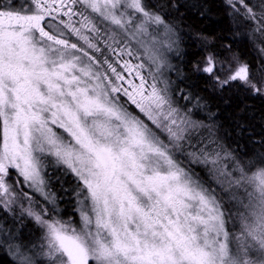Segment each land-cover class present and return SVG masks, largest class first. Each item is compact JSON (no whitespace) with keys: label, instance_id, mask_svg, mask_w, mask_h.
I'll return each instance as SVG.
<instances>
[{"label":"snow or ice","instance_id":"6c2138e0","mask_svg":"<svg viewBox=\"0 0 264 264\" xmlns=\"http://www.w3.org/2000/svg\"><path fill=\"white\" fill-rule=\"evenodd\" d=\"M222 6L254 64L232 43L205 44L187 71L172 63L181 38L169 9L204 16L203 3H0V254L9 264H264V135L249 136L258 151L226 147L200 95L236 88L264 99V0ZM56 172L72 178L61 188L78 219L62 215Z\"/></svg>","mask_w":264,"mask_h":264},{"label":"trees","instance_id":"16d2710c","mask_svg":"<svg viewBox=\"0 0 264 264\" xmlns=\"http://www.w3.org/2000/svg\"><path fill=\"white\" fill-rule=\"evenodd\" d=\"M13 2L18 3L17 0ZM163 2L164 0H152L154 4ZM178 2L181 5L203 3L208 11L201 16L199 10L195 8L180 7L179 11L169 9V19L174 23L181 38V56H175V59L172 57L173 64L187 71L190 67L189 62L199 59L203 54L205 44L216 50H222L221 46L229 43H232V51L239 55L241 60L255 63V52L252 51L245 37L233 34L230 20L222 6V0H178ZM169 75L173 80L177 79L175 73ZM200 88H203L202 82L197 91ZM200 95L207 100L209 109L216 113L215 120L219 126L218 135L226 147L239 153L258 151V146L249 140V136L259 139L261 135H264V99L253 97L236 88L225 89L222 93H212L209 90L200 92ZM194 118L205 119L207 122L205 112L199 110ZM238 124L247 129L243 137L238 134ZM61 184L63 188L70 190L72 178L70 176L65 178L60 172H56L52 178V187L62 197L60 202L62 215L65 219L69 215L77 219L72 212V205L68 203L70 197L64 193ZM0 264H9V258L0 254Z\"/></svg>","mask_w":264,"mask_h":264},{"label":"rangeland","instance_id":"374dc122","mask_svg":"<svg viewBox=\"0 0 264 264\" xmlns=\"http://www.w3.org/2000/svg\"><path fill=\"white\" fill-rule=\"evenodd\" d=\"M0 1H1L0 3H4V4H7V3L9 2V0H7V1H6V0H0ZM17 1H18V0H17ZM175 56H176V55H175L174 53L170 54V57H171L172 62H173L174 59L177 57V56H176V57H175ZM172 57H173L174 59H173ZM77 219H78V217H77Z\"/></svg>","mask_w":264,"mask_h":264}]
</instances>
